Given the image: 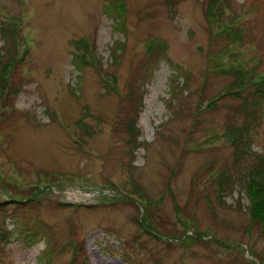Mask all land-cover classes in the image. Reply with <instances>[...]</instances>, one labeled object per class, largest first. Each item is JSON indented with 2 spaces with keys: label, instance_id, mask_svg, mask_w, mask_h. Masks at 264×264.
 <instances>
[{
  "label": "rangeland",
  "instance_id": "1",
  "mask_svg": "<svg viewBox=\"0 0 264 264\" xmlns=\"http://www.w3.org/2000/svg\"><path fill=\"white\" fill-rule=\"evenodd\" d=\"M263 78L264 0H0V264H264Z\"/></svg>",
  "mask_w": 264,
  "mask_h": 264
},
{
  "label": "trees",
  "instance_id": "2",
  "mask_svg": "<svg viewBox=\"0 0 264 264\" xmlns=\"http://www.w3.org/2000/svg\"><path fill=\"white\" fill-rule=\"evenodd\" d=\"M117 3L120 4L121 0H117ZM260 82H264V78ZM237 84H238V81L234 80L230 86L235 88V91H233V95L235 94L236 97L243 99L245 112H246V116L244 117V128H246L248 130L250 126L255 127L256 125L260 124V122H259V118L261 115L260 103L263 100V95H262L261 90L258 87L261 84H257V86L254 90L249 89V91H246L244 97L241 96V94L244 91L240 90L239 88H236ZM230 91H232V90H230ZM132 92L134 93L133 88H131L129 90L130 99H131V97L133 98ZM215 100L216 99H213L211 101L207 100L208 105L213 104V102ZM138 111H139V109H138ZM235 130L237 131L238 129H235ZM248 156H250V154L246 153V151H243L242 155L239 156L238 158L245 157L246 159H253V160L254 159L257 160V158H258L256 156H254V157H248ZM253 165L255 167L261 166L260 163H255V162ZM249 168H250V165H249ZM243 174H244V176L247 174L248 183H250L251 185L253 183V179L257 182L256 178L252 175L251 170H249V171L242 170L241 172H237L236 170H234V172H227V170H226L225 175H219L217 177V183H219V185H216V188L218 189L219 192L222 191V193L223 192L226 193V191H232L230 188L233 187V185L235 186L238 183H242L241 180L244 179V177H242ZM261 191H264V182H263V189H257V188L253 189L252 188L251 191L249 192V194H250V196H253L256 192H261ZM238 198H240V195L238 196ZM17 203H21V202H17ZM250 215L253 219H264V198L263 199L257 198L254 201H252L251 206H250ZM137 223L141 228H146V230L153 231L152 225L149 223V221L144 222L143 217L141 219H137ZM155 237L158 238L159 236L157 234H155ZM129 264H132V263H129Z\"/></svg>",
  "mask_w": 264,
  "mask_h": 264
}]
</instances>
